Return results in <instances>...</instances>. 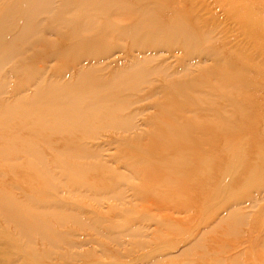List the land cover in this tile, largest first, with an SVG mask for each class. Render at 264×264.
Masks as SVG:
<instances>
[{"label": "bare ground", "instance_id": "1", "mask_svg": "<svg viewBox=\"0 0 264 264\" xmlns=\"http://www.w3.org/2000/svg\"><path fill=\"white\" fill-rule=\"evenodd\" d=\"M10 1L0 0V230L21 264H75L81 236L141 264H264L251 220L264 204V127L248 106L264 91L262 4ZM105 139L126 150L130 175L97 163ZM164 230L182 249L145 253ZM117 261L96 264L133 262Z\"/></svg>", "mask_w": 264, "mask_h": 264}, {"label": "rangeland", "instance_id": "2", "mask_svg": "<svg viewBox=\"0 0 264 264\" xmlns=\"http://www.w3.org/2000/svg\"><path fill=\"white\" fill-rule=\"evenodd\" d=\"M240 1H243L244 2V4H245V6H253V5H259V4H262V7H261V10H259V9H254V13L255 14H257V16H259V17H261V16H264V0H240ZM14 2V0L13 1H10L9 2V4L10 3H13ZM6 8H7V5H6ZM256 8V7H255ZM242 14H243V11L241 12ZM238 29H239V31H240V28H235V31H237V32H235L236 34L235 35H237L238 34ZM237 41L238 42H241L242 40H228V42H232V44H234V43H237ZM181 55V54H180ZM173 61H175V60H172V62ZM113 65L114 64H112V67H113ZM114 67H116V66H114ZM252 76H253V74H252ZM260 90H257V91H255V92H253V97H252V101H251V103L248 105V106H250L252 109H254V114L257 112V114H258V116H257V118H256V125L257 126H261V127H264V114L262 113V114H260L261 113V111L262 110H264V108H262L263 106L258 102V98L259 97H261L262 95L264 96V91H260ZM256 96H257V98H256ZM262 108V109H261ZM152 112V111H151ZM150 112V113H151ZM256 114V115H257ZM146 115V114H145ZM143 116L144 115H142L141 117H140V120H139V124H142V122H143ZM257 137H255L254 135H251V139L252 140H255ZM104 140V139H103ZM106 141H103L102 142V140L100 141H95V143H97L96 144V146L97 145H99V144H101L102 143V147L104 146L105 147V150H104V152H103V154H102V156H101V158H100V161L99 162H102V163H99L98 161H97V163L98 164H101V165H104V166H108V168H110L112 171H114V172H117L118 170V173L120 172V174H123V175H125V176H128V175H130V173L129 174H127V171H126V167H125V164L124 163H122V161L121 162H119L120 161V158H122L123 156H124V153L126 152V150L124 151V149L122 148L121 150H119L118 149V145H116V144H112L111 142H107V139H105ZM145 141V140H144ZM107 142V143H106ZM94 143V144H95ZM104 143V144H103ZM108 144V145H107ZM256 145V144H255ZM111 146V147H110ZM114 146V147H113ZM113 147V148H112ZM107 148V149H106ZM112 151V152H111ZM116 151V152H115ZM120 151V152H119ZM241 153V152H240ZM110 156V157H109ZM248 157V155L246 154V155H244L243 153H242V156L241 157ZM250 156V155H249ZM106 158V159H105ZM110 159L109 161H106V160H108V159ZM112 159V160H111ZM117 159V160H116ZM245 159H247V158H245ZM104 162H103V161ZM250 159L248 158V160H247V162L249 161ZM111 162V163H110ZM96 163V162H95ZM115 163V164H114ZM108 164H110V165H108ZM121 166V167H120ZM122 167H124V168H122ZM116 168V169H115ZM224 167H218L217 169H220V170H222ZM123 169V170H122ZM126 171V172H125ZM131 182H134V183H137V182H135V180L133 179ZM87 193V192H86ZM91 203H93L92 201H90ZM89 202V203H90ZM90 203V204H91ZM198 206H199V204H198ZM200 207V206H199ZM198 207V208H199ZM244 209L245 210H243V212L244 213H246V212H249V211H247L246 210V206L244 207ZM101 211L102 212H104V214H108L109 213V210L106 208V209H101ZM250 212H251V210H250ZM259 217V218H258ZM251 220H254L253 222H255V223H257V232L256 233H258L260 230H261V232H259V234H256L255 236H262V234L264 233V204H263V207L261 208V211H260V213L259 214H254L253 213V216H252V219ZM262 221V223H260ZM258 223H260L259 225H258ZM200 224L199 222H197V221H195V222H193V223H191L189 226H187V227H195V226H198V225ZM216 226V225H215ZM203 227H204V225H203ZM261 229H260V228ZM226 228V226H225V224H222L220 227H218V228H216V230H214L213 232H211L209 235H214L213 233H220V234H222L223 233V230ZM248 228H250V227H248ZM247 227L246 228H244V230H247L248 229ZM259 228V229H258ZM219 230H220V232H219ZM263 230V231H262ZM164 231H166V230H164ZM164 231H161V232H156L155 233V235L154 236H151V238L153 239L154 237V239L155 240H157V244L159 245H161V246H158L157 244H154L155 246H150L146 251H145V253L147 252V253H153V252H159V251H164V250H166L167 248H169V247H173V248H176V252H178L179 250H181L182 249V245H178L179 244V242L174 238L173 239V237L172 236H168L167 234H168V232L166 231V234H165V232ZM171 233H173V232H170V234L169 235H172ZM175 233V232H174ZM173 233V234H174ZM261 233V234H260ZM162 234V235H161ZM165 236V237H164ZM171 237V238H170ZM163 238V239H162ZM168 238V239H167ZM9 237L8 238H3V236H2V232H1V230H0V260H1V262H0V264H11L12 262H16L17 264L19 263V264H21V263H23L22 262V260H20V255L18 254V252H16L15 250L14 251H12V248H11V245H10V243H9ZM173 239V240H172ZM86 240H88V238H85L84 236H81V238L80 237H75V238H71V241L76 245V246H79V244H81L82 245V247L81 248H78V247H76V248H72L71 250H70V253H71V256H73L74 258H76V259H80L79 261L77 260V262L75 263V264H96V263H98L99 261H103V262H107V263H113V262H118L117 260H121V261H123V263H127V262H132L133 260H135V258L133 257V258H131V259H128V260H125V259H123L122 260V257L120 256V255H113L114 253H112V254H105L104 252H103V250H102V248H100L101 249V251H100V249L99 248H97L98 247V245H93V244H89V245H87L86 243H85V241ZM163 240V241H162ZM167 241V243H165V244H163L162 242H166ZM175 242V243H174ZM176 242H177V245H176ZM10 246V247H9ZM162 246H164V247H162ZM154 249V251H152ZM155 249H156V251H155ZM160 249V250H159ZM159 250V251H158ZM100 251V252H99ZM2 252V253H1ZM99 252V253H98ZM15 253V254H14ZM17 254V255H16ZM156 255V254H155ZM78 256H80L79 258H78ZM154 256V255H153ZM108 257V258H107ZM104 258V259H103ZM14 260V261H13ZM184 260V258L183 259H181V260H179L178 262H181V261H183ZM55 264H63V260H56V262H54ZM132 264H141L140 263V261H138V260H135V261H133L132 262ZM225 264H234V263H230V262H227V263H225Z\"/></svg>", "mask_w": 264, "mask_h": 264}]
</instances>
